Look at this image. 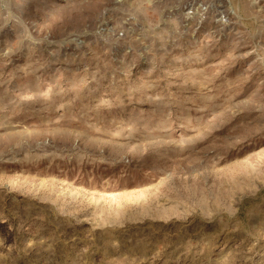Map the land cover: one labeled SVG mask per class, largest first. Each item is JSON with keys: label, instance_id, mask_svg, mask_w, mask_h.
<instances>
[{"label": "rangeland", "instance_id": "rangeland-1", "mask_svg": "<svg viewBox=\"0 0 264 264\" xmlns=\"http://www.w3.org/2000/svg\"><path fill=\"white\" fill-rule=\"evenodd\" d=\"M0 264H264V0H0Z\"/></svg>", "mask_w": 264, "mask_h": 264}]
</instances>
